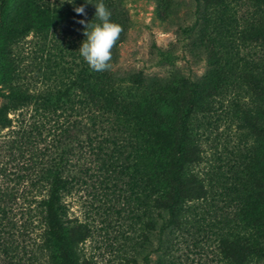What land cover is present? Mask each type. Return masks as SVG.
Here are the masks:
<instances>
[{
	"label": "rangeland",
	"instance_id": "rangeland-1",
	"mask_svg": "<svg viewBox=\"0 0 264 264\" xmlns=\"http://www.w3.org/2000/svg\"><path fill=\"white\" fill-rule=\"evenodd\" d=\"M100 2L10 0L6 8L7 26H0V264H49L43 168L54 156L69 111H48L43 100L75 77L86 40L79 21L99 22ZM102 2L123 27L112 62L123 96L137 93V83L142 90L172 83L190 94L194 83L220 85L216 92L201 93L203 107L193 120L192 141L201 149V161L188 172L203 179L208 195L188 203L181 224L168 225V214L148 199L128 202L123 181H88L64 200L68 224L86 223L90 236L77 248L66 235L52 239L55 261L223 264L221 239L251 228L246 216L252 209L242 197L264 195V131L250 124L264 125V93L250 86L251 75L264 81V44L242 42L239 33L244 25L264 27V3L227 0L225 15L204 0ZM80 6L86 15L75 11ZM224 15L230 18L223 22ZM16 102L21 104L15 109ZM144 127L138 128L139 140L146 137ZM93 157L84 147L74 160L92 164ZM143 162L129 161L133 168ZM258 203L264 207V200ZM255 262L264 264V258Z\"/></svg>",
	"mask_w": 264,
	"mask_h": 264
},
{
	"label": "trees",
	"instance_id": "trees-1",
	"mask_svg": "<svg viewBox=\"0 0 264 264\" xmlns=\"http://www.w3.org/2000/svg\"><path fill=\"white\" fill-rule=\"evenodd\" d=\"M9 1L0 0V26H7L5 13ZM204 1L209 6L223 9L225 15L230 10L227 0ZM236 1L240 3V0ZM254 1L264 3V0ZM225 15L221 17L223 22L230 18H224ZM244 26L239 31L242 42L264 44V27ZM122 40L120 36L116 45ZM114 49L111 65L115 60ZM114 74L112 67L108 71L94 72L83 59L75 77L57 92L50 91L43 100V107L48 111H69L61 136L55 142L54 156L43 168L48 189L41 203L47 225L45 251L49 264L52 259L56 260L52 239L66 235L69 245L77 248L90 236L86 223L68 224L71 219L64 200L67 193L88 181H101L102 177L105 182L114 180V184L123 181L128 202L133 197L136 201L148 199L162 215L168 214V225L181 224L187 218L188 203L208 195L203 179L188 172L191 164L201 161V149L192 141L193 120L203 107H200L201 93L203 95L206 90L209 94L216 92L220 85L211 87L194 83L190 94L189 90L184 91V87L172 83L143 87V90L137 83V93L130 90L123 96V87L116 83ZM250 83L251 88L264 93V81L251 75ZM20 104L14 103L13 108ZM9 109L7 107L4 114L8 121ZM142 124L146 137L139 140L138 128ZM250 124L264 131V125H258L255 120ZM155 137L158 139L153 140ZM84 147L94 156L92 164L74 160ZM130 159L144 161L143 166L133 168ZM258 194L256 198L252 195L242 197L244 203H248L247 209H252L251 216H246L251 228L221 239L223 264H257L256 258H264V207L261 204L259 207L258 203L264 200V195ZM151 226L154 227V223ZM53 264L60 263L55 261ZM85 264H91V261L85 260Z\"/></svg>",
	"mask_w": 264,
	"mask_h": 264
},
{
	"label": "clouds",
	"instance_id": "clouds-1",
	"mask_svg": "<svg viewBox=\"0 0 264 264\" xmlns=\"http://www.w3.org/2000/svg\"><path fill=\"white\" fill-rule=\"evenodd\" d=\"M95 8V20L99 22L79 21L85 25L84 35L86 36L79 53L92 71L104 72L112 67V49L120 39L123 27L111 20V12L102 0L95 4ZM75 11L86 15L84 6L75 8Z\"/></svg>",
	"mask_w": 264,
	"mask_h": 264
}]
</instances>
